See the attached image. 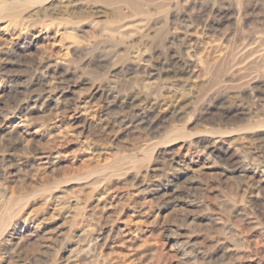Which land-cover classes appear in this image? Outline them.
I'll return each instance as SVG.
<instances>
[{"label": "rangeland", "instance_id": "rangeland-1", "mask_svg": "<svg viewBox=\"0 0 264 264\" xmlns=\"http://www.w3.org/2000/svg\"><path fill=\"white\" fill-rule=\"evenodd\" d=\"M0 264H264V0H0Z\"/></svg>", "mask_w": 264, "mask_h": 264}]
</instances>
